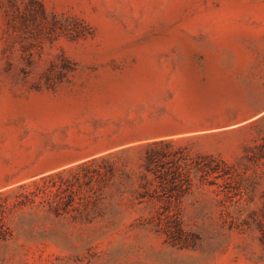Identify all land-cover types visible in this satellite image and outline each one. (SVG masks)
<instances>
[{
    "label": "rangeland",
    "instance_id": "1",
    "mask_svg": "<svg viewBox=\"0 0 264 264\" xmlns=\"http://www.w3.org/2000/svg\"><path fill=\"white\" fill-rule=\"evenodd\" d=\"M159 141L187 158L181 188L143 166ZM44 179L73 205L20 196ZM12 191L0 264H264V0H0Z\"/></svg>",
    "mask_w": 264,
    "mask_h": 264
},
{
    "label": "trees",
    "instance_id": "2",
    "mask_svg": "<svg viewBox=\"0 0 264 264\" xmlns=\"http://www.w3.org/2000/svg\"><path fill=\"white\" fill-rule=\"evenodd\" d=\"M152 146H164L166 149H168L169 154H165L159 150L152 149ZM147 147H150L149 151L146 153L144 157V163L143 166L145 170L148 172L152 171L155 175V178L159 182V188L163 190V186L165 184H175V185H180V188L182 186V182H185L188 178V161L185 156V154L181 155L180 157H175V158H170L168 161L166 160L167 156H170L171 154L174 156L179 149H173V143L172 141H159L155 142L152 144L147 145ZM199 158L201 160H208L206 163H198L197 164V170L201 172V178L203 180H208V177L212 175L213 180L212 182H215L216 179L219 177H223L224 174H220L216 168L211 166L210 163L215 162L212 158L206 157L203 155H199ZM172 164L174 167L175 171L171 176H168V174L161 173L158 174L157 171H159L157 168L163 166V164ZM217 163V162H215ZM87 173H91V175L84 174L83 177L87 179L88 183L92 182L94 178H98L99 180H107L109 175L112 177V169H109L105 172H100L98 170H92L88 171ZM93 173V174H92ZM95 174V175H94ZM166 174V175H165ZM96 176V177H95ZM48 179L43 180L42 185L35 184L34 185V190L32 191H27L26 193H22V197L27 202H35L37 197L41 198L40 203H45L47 204L50 209H56L58 203H63L66 205H73L74 203V197H75V192L70 190V192H67L66 194H63L65 190L61 188H56V191H52V187H55V184L51 183L48 184L46 181ZM211 182V180H210ZM182 191V190H179ZM12 196L14 197V201L11 200ZM66 202V203H65ZM22 201L19 200V195H17L14 191L6 195L5 199L1 202L0 201V225H1V214H4L6 211L10 212L12 209H14L17 205L21 204ZM11 236L10 229L7 227L6 228V234L2 238H7Z\"/></svg>",
    "mask_w": 264,
    "mask_h": 264
}]
</instances>
